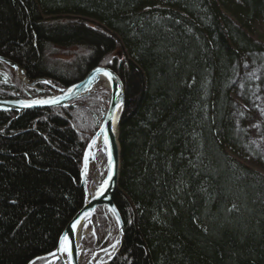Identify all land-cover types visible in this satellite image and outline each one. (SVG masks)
Returning <instances> with one entry per match:
<instances>
[{
	"label": "trees",
	"instance_id": "obj_1",
	"mask_svg": "<svg viewBox=\"0 0 264 264\" xmlns=\"http://www.w3.org/2000/svg\"><path fill=\"white\" fill-rule=\"evenodd\" d=\"M262 29L264 0H0V55L28 80L67 87L106 63L123 81L124 238L108 264H264ZM27 93L0 75V99ZM104 97L0 111V264H61L43 255L84 204L80 126L96 127ZM114 221L97 208L96 245Z\"/></svg>",
	"mask_w": 264,
	"mask_h": 264
},
{
	"label": "water",
	"instance_id": "obj_2",
	"mask_svg": "<svg viewBox=\"0 0 264 264\" xmlns=\"http://www.w3.org/2000/svg\"><path fill=\"white\" fill-rule=\"evenodd\" d=\"M0 63L5 64L8 68H11L15 74L20 78V73L22 72L25 76V72L22 67L12 62L7 57L0 55ZM97 69H102L108 73H111L112 79H107V87L109 90V99L108 104L105 109V113L103 119L101 120L100 125L98 126L96 132L91 137L86 151H85V159H89L88 155L90 154V158L92 161L95 160V150H90V144L93 142L94 138L100 134L104 135L108 140V153L105 154L106 157V172L103 178V181L99 188L92 193L90 198H87V189L84 181L83 174H81V181L85 187V202L83 206L73 215L68 224L66 225L64 231L60 235L57 249L53 252L56 254V258L61 260L62 264H81V255L85 248L83 244V238L88 233V227L91 222V218L95 213L96 209L99 206H105L113 215L114 220L116 222V226L118 228L117 234V245L112 254L108 257L107 261L104 264H108L118 253L123 238H124V226L121 216L115 206L114 203V193L118 186L119 172H120V144L118 139V128H119V119L121 116L123 104H124V84L122 79L118 76L116 71H114L110 66L103 64H96L89 68L88 71L80 78L79 81L74 83L72 86H69L65 89L60 87H55L49 80H45L50 87L55 88L57 92L52 95L47 96H35V97H27V98H13V99H0V111H13L20 112L25 109H34V108H48L54 106H65L71 103L73 100L79 99L86 94L92 92L97 85ZM21 79V78H20ZM43 80V79H42ZM39 81V80H37ZM27 82V85L32 86L37 82ZM118 112V115H117ZM117 115V119L115 117ZM82 173V170H81ZM83 225L82 232L77 236L76 234V226L77 223ZM75 225V227H73ZM67 238L68 248L70 250V254L68 253V262H64L61 251L63 248L61 247V243ZM104 250V249H103ZM97 252H94V255ZM51 255V254H50ZM93 255V256H94ZM35 257L30 260L27 264H32L36 259L40 258ZM91 264H99L96 260Z\"/></svg>",
	"mask_w": 264,
	"mask_h": 264
},
{
	"label": "rangeland",
	"instance_id": "obj_3",
	"mask_svg": "<svg viewBox=\"0 0 264 264\" xmlns=\"http://www.w3.org/2000/svg\"><path fill=\"white\" fill-rule=\"evenodd\" d=\"M261 35L264 36V29H262ZM65 50L66 49L56 50L55 57L58 58V59H60V60L61 59L71 60L70 59L71 58V54L67 53L69 51H66L65 52ZM80 52H81V50H80ZM98 64H100V63H98ZM6 67H4L3 65H0V75H1V77H2L3 80L8 81L10 79L11 83L14 84L15 83V79L16 80H19V77L18 76H15V79H14V77H12V74H10V71L11 70L8 69V67L7 68ZM85 72L82 74V76L85 74ZM19 73H21V72H19ZM9 75H10V78H9ZM118 76H119V74H118ZM22 77H23V75L20 76L22 82H25V78H22ZM37 80H39V81H37ZM26 81L28 83L31 82L28 79H26ZM36 81H37V83L38 82H42V83L48 84L46 81H44V79L43 80L42 79H36ZM53 86H55V85H53ZM27 89H30V90L33 89L35 92H37L36 94H38V95H36V96H41V95L42 96H47V95L55 94L57 92V90H55V88L53 89V87H50L49 85H46L44 87H42V86H36V85L35 86H33V85L32 86H28L27 85ZM99 90H101L103 93H106V97L103 98V100H104V109H102V111H103L102 115H104L105 109H106L107 104H108L109 90H108V87L107 86L97 83V85H96V87H95V89L93 91L95 92V91H99ZM92 92H90V93H92ZM27 94H26L25 97H22V98L35 97L31 93H29L28 95ZM89 94H86V95H89ZM7 99H13V98H7ZM255 101H256V105H255L256 109L259 110V111H261L262 110V105L264 104V95L257 94V97L255 98ZM54 107H56V106H54ZM48 108H50V107H48ZM101 120H99V122L97 123V125H96V127L94 129H87V128H85V125H83V126L81 125L80 126L81 132L84 133V136L87 139V143H86V146H85V151H86L87 145H88L91 137L94 135V133L96 132L98 126L100 125ZM251 138H252V140L256 144L261 145L260 142H257L256 141V140H258V137L256 136V132L254 130H252V132H251ZM85 151H84V157H85ZM84 157H83V160L81 162V169H82L83 166L87 165L88 162H89L90 165L92 164L91 165L92 167H90L89 171L84 175V181H85L86 189L89 192L90 191V186H91V183H92V177H93V175L96 172H98L100 174V178H103V176L105 175V172H106V157L104 156V154L102 153V150H100V149L96 151V153H95V160L94 161L91 160L90 154L88 155V158L89 159H85L84 160ZM111 226H112L111 229L115 230L113 232L115 234H117L116 233L117 232L116 222L114 221ZM89 228H90V232L91 231L94 232L93 227L89 226ZM109 233L111 234V231L110 230H109ZM91 241H92V238L91 237L87 238V242H86L87 248L85 249V251L83 252L84 254L81 257V264H90V259L92 257V254H91L92 252L89 251L88 249H90V247H91Z\"/></svg>",
	"mask_w": 264,
	"mask_h": 264
},
{
	"label": "bare ground",
	"instance_id": "obj_4",
	"mask_svg": "<svg viewBox=\"0 0 264 264\" xmlns=\"http://www.w3.org/2000/svg\"><path fill=\"white\" fill-rule=\"evenodd\" d=\"M9 59V58H8ZM11 60V59H10ZM12 62H14L15 64H17L15 61H13V60H11ZM100 64H103V65H107V66H110L111 67V65H109V64H106V63H100ZM17 65H19V64H17ZM96 65V64H95ZM94 66V65H93ZM21 67V66H20ZM92 67V66H91ZM91 67H89V68H91ZM7 68V67H6ZM89 68L86 70V71H88L89 70ZM112 68V67H111ZM8 69H10L11 71H10V74H12L14 77L15 76H18L17 74H15L14 72H13V70L11 69V68H8ZM113 69V68H112ZM114 70V69H113ZM115 71V70H114ZM25 72V71H24ZM22 73V72H21ZM20 73V76L21 75H23V73L21 74ZM10 76V75H9ZM25 76H26V73H25ZM82 77V76H81ZM80 77V78H81ZM97 83L98 84H102V85H107V79H106V77L104 76V75H102V74H97ZM22 78H24V75H23V77ZM26 78H27V76H26ZM80 78H79V80H80ZM26 80V79H25ZM78 80V81H79ZM18 82H19V84L21 85V87L23 88V90H27V83H25V82H22V80L19 78V80H18ZM32 82V81H31ZM77 82V81H76ZM76 82H73V83H71L69 86H72L74 83H76ZM37 83V82H36ZM36 83H34L35 85H37ZM35 85H33V86H35ZM29 86V85H28ZM69 86H67V87H69ZM67 87H60V88H62V89H65V88H67ZM20 98H22V97H20ZM117 115H118V112H117ZM117 115H116V117H115V120L117 119ZM103 116L104 115H102L101 116V118L99 119V120H101V119H103ZM99 120H98V122H99ZM97 122V123H98ZM89 149L90 150H95V151H97V150H102V153L104 154V156H105V154H107L108 152V140L106 139V137L104 136V135H102V134H100V135H98V136H96L95 138H94V140H93V142L90 144V147H89ZM92 165V164H91ZM90 164H89V162L87 163V165H85V166H83L82 167V169H81V167H80V178H82L81 177V174H83V177H84V175L89 171V169H90V167H92ZM81 170H82V173H81ZM103 178H104V176H103ZM103 178H100V174L98 173V172H96L94 175H93V177H92V183H91V186H90V191L89 192H87V198H86V200H88L89 198H90V196L92 195V193L93 192H95L98 188H99V186L101 185V183H102V181H103ZM82 183V182H81ZM82 187H83V191H84V195H85V187H84V185H83V183H82ZM84 201H85V197H84ZM77 212V211H76ZM75 212V213H76ZM74 213V214H75ZM111 213V212H110ZM73 214V215H74ZM112 214V213H111ZM113 216V215H112ZM73 217V216H72ZM71 217V218H72ZM93 217V216H92ZM70 220H68V222H69ZM68 222L66 223V225L68 224ZM66 225L64 226V228H63V230L61 231V233L59 234V236H58V239H57V243H56V246L54 247V249L53 250H51L50 252H48L47 254H45V255H43V258H46L47 259V263H56L57 261H60L61 262V260H59V259H57L56 258V254L55 253H53L56 249H57V246H58V241H59V238H60V235L62 234V232L64 231V229H65V227H66ZM89 226H91V227H93L92 226V218H91V222H90V224H89ZM82 230H83V225L81 224V222L80 223H77V226H76V234H77V236L82 232ZM113 231H115V230H113V229H111V233L113 234V237H112V239L108 242V244H105V245H103V246H98V245H96V242H95V240H92L91 241V247H90V249H88L89 251H91L92 253V257H91V259H90V264L91 263H94L96 260L98 261V263L99 264H104L106 261H107V259H108V257L112 254V252L115 250V247H116V245H117V239H118V237H117V234H118V228H117V234H115ZM89 237H93V232L91 231L90 232V228L88 227V233L84 236V238H83V244H84V246H85V248H84V250H83V252L85 251V249L87 248V244L84 242L87 238H89ZM93 239V238H92ZM123 242V241H122ZM122 245V244H121ZM104 249V250H103ZM94 252H97L95 255H94ZM51 254V255H50ZM83 254L84 253H82V255H81V257L83 256ZM61 255H62V258H63V261L64 262H68V253L66 252V251H64V249L61 251ZM94 255V256H93ZM39 257V256H38ZM41 258V257H40ZM39 259V258H38ZM38 259H36V260H38ZM80 263H81V261H80ZM33 264V263H32ZM61 264H62V262H61Z\"/></svg>",
	"mask_w": 264,
	"mask_h": 264
},
{
	"label": "snow or ice",
	"instance_id": "obj_5",
	"mask_svg": "<svg viewBox=\"0 0 264 264\" xmlns=\"http://www.w3.org/2000/svg\"><path fill=\"white\" fill-rule=\"evenodd\" d=\"M97 72L108 77L109 80L112 79L111 73L103 71L102 69H97ZM73 227H75V225H73ZM67 245H68V241H67V238H65V240L61 243V247L64 249V251L69 252L70 254V250Z\"/></svg>",
	"mask_w": 264,
	"mask_h": 264
}]
</instances>
